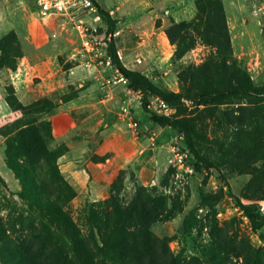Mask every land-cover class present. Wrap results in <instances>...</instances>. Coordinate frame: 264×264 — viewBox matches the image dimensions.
I'll return each instance as SVG.
<instances>
[{"label": "rangeland", "instance_id": "1", "mask_svg": "<svg viewBox=\"0 0 264 264\" xmlns=\"http://www.w3.org/2000/svg\"><path fill=\"white\" fill-rule=\"evenodd\" d=\"M35 1L0 0V264L73 262L59 224L89 248L114 231L131 258L94 264H264V228L231 197L264 212V100L186 109L219 169L198 174L105 65L111 37L124 66L188 97L264 86V0H93L112 36L102 18L44 20Z\"/></svg>", "mask_w": 264, "mask_h": 264}, {"label": "trees", "instance_id": "2", "mask_svg": "<svg viewBox=\"0 0 264 264\" xmlns=\"http://www.w3.org/2000/svg\"><path fill=\"white\" fill-rule=\"evenodd\" d=\"M96 6L98 8L100 18H102V21L107 27L108 33L113 35L116 31L117 21L112 18L109 12L101 8L98 4H96ZM107 49L111 64L128 81L129 88L140 92L143 95V106L146 111L151 99L155 97L162 99L170 107L176 110L175 115L172 117H166L156 112L147 111V113L151 114L150 120L152 123L164 127H170L183 137V151H186L189 156H191L192 161L195 162V171L198 174L207 169H219L210 158L201 154V152L197 149L191 120L182 115L188 108L183 100L191 102V106L195 108L213 106L239 97H254L259 101L264 100V86L250 87L245 85L230 87L227 89L221 87L208 88L194 94L191 97H188L181 92H173L166 87L158 85L142 72L131 70L124 66L118 56V51L113 38L109 41ZM231 197L235 200L237 207L248 219L252 229L255 232L261 231L264 228V212L251 209L250 207L244 205L241 200L234 195H231ZM115 202V204H117L116 200ZM37 214L42 219L55 218V216L48 215L42 211H38ZM57 217L65 220L62 212L57 213ZM150 225L151 224L149 222L143 224L141 232L146 234L150 229ZM55 228L60 234L64 235L69 240L71 251L74 256V264H94V260L92 258L93 251L98 253L103 258H109L112 256V258L117 261L127 262L131 259L125 251V245L119 243L113 238L114 231H111L110 234L112 235L106 238L100 235L101 229L97 227L100 236L94 237L93 247L89 248L78 235L71 233L73 230L70 225L68 227H63L62 224H59ZM100 241L102 242L100 243ZM59 259L60 258H58L57 262L54 264H73V262L67 260V258L64 260Z\"/></svg>", "mask_w": 264, "mask_h": 264}, {"label": "built area", "instance_id": "3", "mask_svg": "<svg viewBox=\"0 0 264 264\" xmlns=\"http://www.w3.org/2000/svg\"><path fill=\"white\" fill-rule=\"evenodd\" d=\"M35 4L36 11L44 20L51 18L52 16L59 15H73V17L78 18L81 23L82 19L79 17L84 15L100 19L98 8L93 0H36ZM81 32L84 34V29ZM111 39L112 38L110 37L109 41H111ZM84 45L87 49H92L89 41H86ZM105 62L106 66L112 65L108 54H106ZM137 62L139 64L142 63L141 60H138ZM115 82L124 84L128 83V81L119 73L118 70H116ZM183 102L187 107L191 106V102L187 100H183ZM148 109L166 117H172L176 113L174 108L170 107L165 101L158 97L151 99ZM122 111L125 114L127 113L126 109H123ZM132 126L134 129L138 128V124L136 122Z\"/></svg>", "mask_w": 264, "mask_h": 264}, {"label": "crops", "instance_id": "4", "mask_svg": "<svg viewBox=\"0 0 264 264\" xmlns=\"http://www.w3.org/2000/svg\"><path fill=\"white\" fill-rule=\"evenodd\" d=\"M128 69H130V68H128ZM131 70H133V69H131Z\"/></svg>", "mask_w": 264, "mask_h": 264}]
</instances>
